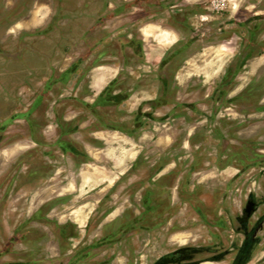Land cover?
Listing matches in <instances>:
<instances>
[{"label":"rangeland","instance_id":"obj_1","mask_svg":"<svg viewBox=\"0 0 264 264\" xmlns=\"http://www.w3.org/2000/svg\"><path fill=\"white\" fill-rule=\"evenodd\" d=\"M175 253L264 264V0H0V264Z\"/></svg>","mask_w":264,"mask_h":264},{"label":"crops","instance_id":"obj_2","mask_svg":"<svg viewBox=\"0 0 264 264\" xmlns=\"http://www.w3.org/2000/svg\"><path fill=\"white\" fill-rule=\"evenodd\" d=\"M35 24H39L38 22H36ZM110 80V75H108L107 73H104L103 76L101 78H99V81L97 83V88L100 89L101 87H103L108 81Z\"/></svg>","mask_w":264,"mask_h":264},{"label":"trees","instance_id":"obj_3","mask_svg":"<svg viewBox=\"0 0 264 264\" xmlns=\"http://www.w3.org/2000/svg\"><path fill=\"white\" fill-rule=\"evenodd\" d=\"M74 152L77 153L76 151H74ZM177 255H178L177 253L170 255L169 257L162 259V261H160L158 264H162L165 261H169V262L177 261L178 260Z\"/></svg>","mask_w":264,"mask_h":264},{"label":"flooded vegetation","instance_id":"obj_4","mask_svg":"<svg viewBox=\"0 0 264 264\" xmlns=\"http://www.w3.org/2000/svg\"><path fill=\"white\" fill-rule=\"evenodd\" d=\"M71 68H72V67H71ZM74 69H75V68H72V71H73V72H74ZM68 70H69V69H68ZM90 87H91V86H89V89H90ZM83 92H84V95H86V96L88 95V96H89V94H90L91 91H90V90H84ZM104 92H108V90H107V89H104V90L101 92V94H103ZM110 96H117V95H116V94L114 95V93L112 92V93L110 94ZM73 150L76 151V149H73Z\"/></svg>","mask_w":264,"mask_h":264}]
</instances>
